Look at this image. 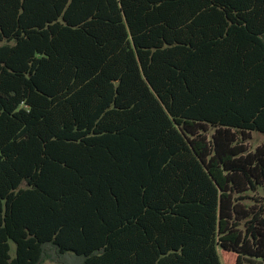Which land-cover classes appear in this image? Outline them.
I'll use <instances>...</instances> for the list:
<instances>
[{
	"label": "trees",
	"instance_id": "1",
	"mask_svg": "<svg viewBox=\"0 0 264 264\" xmlns=\"http://www.w3.org/2000/svg\"><path fill=\"white\" fill-rule=\"evenodd\" d=\"M253 132L264 0H0V264H264Z\"/></svg>",
	"mask_w": 264,
	"mask_h": 264
},
{
	"label": "rangeland",
	"instance_id": "2",
	"mask_svg": "<svg viewBox=\"0 0 264 264\" xmlns=\"http://www.w3.org/2000/svg\"><path fill=\"white\" fill-rule=\"evenodd\" d=\"M248 149L251 152H254L258 147H261L264 145V134L259 132H253L251 139L247 142ZM251 198H257L255 200L264 201V192L260 190L259 195H255L254 193H251ZM247 204L249 207H255L256 210L259 209V205L254 200H248ZM12 253H15V247L12 251ZM219 255L222 261V264H236L238 255L231 252L223 251L222 249H219ZM45 264H56L52 261H47ZM254 264H260V263H254Z\"/></svg>",
	"mask_w": 264,
	"mask_h": 264
}]
</instances>
